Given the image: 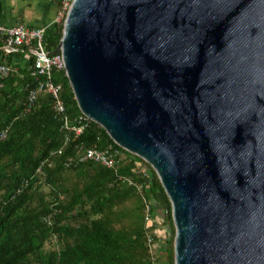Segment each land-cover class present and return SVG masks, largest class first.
I'll use <instances>...</instances> for the list:
<instances>
[{"label":"water","instance_id":"1","mask_svg":"<svg viewBox=\"0 0 264 264\" xmlns=\"http://www.w3.org/2000/svg\"><path fill=\"white\" fill-rule=\"evenodd\" d=\"M58 47L80 112L158 177L174 264H264V0H73Z\"/></svg>","mask_w":264,"mask_h":264},{"label":"trees","instance_id":"2","mask_svg":"<svg viewBox=\"0 0 264 264\" xmlns=\"http://www.w3.org/2000/svg\"><path fill=\"white\" fill-rule=\"evenodd\" d=\"M64 19L45 33L46 50L58 46ZM23 57L0 51L10 68ZM31 73V62L26 70L13 68L0 90V264H150L143 203L135 187L120 178L143 186L152 217H162L161 226L156 219L151 225L160 245L158 263L174 264L171 205L153 169L91 120L64 145L52 97L42 93L28 103V91L36 87ZM52 82L74 125L81 112L64 72L54 71ZM90 148L118 151L115 169L76 162L78 150ZM58 150L60 155H52Z\"/></svg>","mask_w":264,"mask_h":264},{"label":"built area","instance_id":"3","mask_svg":"<svg viewBox=\"0 0 264 264\" xmlns=\"http://www.w3.org/2000/svg\"><path fill=\"white\" fill-rule=\"evenodd\" d=\"M73 0H59L58 13L54 20L55 24L60 23L66 16L71 7ZM45 30L43 28H30L19 24L14 26H6L0 20V51L5 55L14 53H22L29 59L32 64V76L36 78V87L28 91V103L33 105L42 93L48 94L53 100V110L56 116L61 120L62 128L65 132L64 145L69 141V136L77 137L85 129L87 120L85 115L81 113L76 118L75 124L72 125L65 108V105L59 97V87L52 82V74L54 71H63L65 74V64L62 53L57 46L52 51L46 50L44 47ZM11 72V68L7 63L0 59V90L4 87V82ZM62 150H58L52 155H60ZM119 153L112 149L101 151L96 148L78 150L76 154V162H93L105 168L114 170L118 163ZM69 162H72L70 159ZM45 163H49L48 160ZM119 180L135 187L144 207V236L149 248L150 264L158 263V244L153 237V229L151 225L154 221L151 209L152 205L143 195V186L134 183L129 179L120 178Z\"/></svg>","mask_w":264,"mask_h":264},{"label":"crops","instance_id":"4","mask_svg":"<svg viewBox=\"0 0 264 264\" xmlns=\"http://www.w3.org/2000/svg\"><path fill=\"white\" fill-rule=\"evenodd\" d=\"M59 0H0V20L6 26L25 25L49 32L54 26ZM15 61V70H26L29 59ZM11 67V70L13 69Z\"/></svg>","mask_w":264,"mask_h":264},{"label":"rangeland","instance_id":"5","mask_svg":"<svg viewBox=\"0 0 264 264\" xmlns=\"http://www.w3.org/2000/svg\"><path fill=\"white\" fill-rule=\"evenodd\" d=\"M26 60H28V58H25ZM123 158V155L121 156ZM46 192V191H45ZM156 220L158 222V224L161 226V221H162V217L157 213V217H156ZM163 231H164V228L162 227H159L158 228V234L162 236L163 234ZM160 247V245H158V248ZM160 250V249H159ZM158 250V251H159Z\"/></svg>","mask_w":264,"mask_h":264},{"label":"flooded vegetation","instance_id":"6","mask_svg":"<svg viewBox=\"0 0 264 264\" xmlns=\"http://www.w3.org/2000/svg\"><path fill=\"white\" fill-rule=\"evenodd\" d=\"M161 207V206H160ZM157 215H155V217H153L154 219H156Z\"/></svg>","mask_w":264,"mask_h":264}]
</instances>
